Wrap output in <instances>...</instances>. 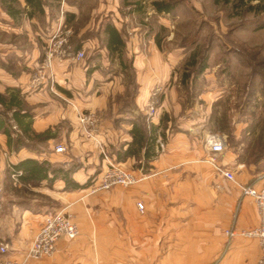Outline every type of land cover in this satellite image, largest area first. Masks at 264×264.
<instances>
[{"label":"crops","instance_id":"1","mask_svg":"<svg viewBox=\"0 0 264 264\" xmlns=\"http://www.w3.org/2000/svg\"><path fill=\"white\" fill-rule=\"evenodd\" d=\"M0 13L8 17L1 6ZM60 24L64 25L59 22L47 27L41 40L47 42ZM114 28L120 32L118 27ZM100 38L105 40L103 31ZM100 40L95 42L99 44ZM87 45L84 41L74 51L85 52ZM99 50V57L119 55L110 54L105 41ZM137 60L132 61L137 89L132 101L135 110L124 116L120 111L123 105L109 98L110 91L113 95L121 91L117 74H108L104 69L98 73L94 65L90 67L83 59L54 65L53 90L43 88L28 92L29 81L20 89L13 78L12 81L4 76L7 87L0 95H5L8 88L20 89L21 98L25 94V103L33 106L32 110H25L32 116L31 130L36 134L51 130L54 139L45 142L46 148L37 156V151L30 152L26 148L10 150L6 136L0 133L1 155H8L7 163L0 157V181L10 167L25 159L64 168L77 165L72 178L79 185L98 175L108 161L117 163L116 153L122 154L131 142L129 131L134 123L133 116H144L150 90L156 80L164 78V73L158 72L154 79L149 69H140ZM39 102L41 104L36 105ZM179 108L177 101L165 99L158 107L157 117L162 113L178 114ZM90 112L103 117L97 132L88 137L81 129L78 115ZM182 118L184 121L178 123L179 131L166 137L164 151L148 164L150 176L130 188L115 187L91 195L86 189L64 191L61 180L52 185L43 181L32 188L41 199L30 202L9 199L7 208L4 205L6 196L0 193V208L2 204L12 215L0 214V241L8 245L9 256L21 259L45 215L59 212L72 216L79 229L78 236L74 240H59L52 257L26 264H155L151 255L148 256L150 260H146V253L167 250L171 254L157 258L156 264H256L260 255L257 241L241 237L239 233L257 226L258 214L253 202L240 196L239 187L258 186L264 182V161L246 165V150L237 152L243 145L240 141L243 133L233 132L235 142L240 143L234 152L221 156L219 162L233 172L234 182L224 180L207 161V150L203 146L207 128ZM55 128L59 132L54 131ZM59 145H65L67 151L54 153V147ZM86 154L91 156L88 161L84 160ZM97 155L102 156L100 161ZM138 159L142 160V151ZM135 160L129 157L118 164L128 168ZM92 162L95 165H88ZM133 172L140 176L138 170ZM138 203L142 210L137 208ZM228 230H233L236 236L228 238L225 235Z\"/></svg>","mask_w":264,"mask_h":264},{"label":"rangeland","instance_id":"2","mask_svg":"<svg viewBox=\"0 0 264 264\" xmlns=\"http://www.w3.org/2000/svg\"><path fill=\"white\" fill-rule=\"evenodd\" d=\"M41 1L42 12L32 18H28L30 10L25 8L23 0H17V7L23 11L18 20L13 21L0 13V93L7 87L4 76L13 78L17 87L24 89L43 57L46 42L41 40V35L50 25L63 22L66 28L72 30L75 39L88 43L83 60L90 67L94 65L98 73L104 69L108 74L119 77L117 85L121 91L115 95L110 91L109 98L123 105L120 107L123 116L135 110L132 101L137 89L132 61L138 59L140 69H149L154 79L158 72L164 73V78L159 79L160 82L156 80L150 90L148 100L153 88L158 85L162 89L159 106L165 99L177 101L179 115L162 113L157 117V112L151 122L145 113L144 116H133L134 122L141 120L145 124L146 132L157 125L158 137L164 148L166 137L179 131L178 123L184 121L182 116L207 128V136L222 137L226 150L219 158L236 150L231 143L236 141L233 132L243 133L240 134L243 135L240 140L243 145L237 148L238 153H244L251 140L264 136V14L255 15L234 8V0H228V3L224 0H164L176 4L174 11L167 15H157L151 9L149 2L156 0H147L142 13H132L133 8L124 6L122 0ZM105 25L119 28L124 41L122 56L99 57V49L104 46L100 32ZM81 31L84 33L78 36ZM98 38L101 39L99 44L95 42ZM203 65L206 70L200 73ZM22 96L23 108L32 110L33 106L24 101L26 95ZM96 114L100 125L103 116ZM6 118L10 119V113L6 114ZM9 122L12 128L11 120ZM54 131L59 132L56 128ZM50 132L52 134L53 131ZM15 135L12 134L14 138ZM25 145H32L26 149L37 151V156H40L42 148H46L45 143L32 144L27 140ZM63 148L61 153L67 151L65 145ZM163 151L155 152L160 154ZM53 152L56 153L55 147ZM0 157L7 163V154L2 156L0 152ZM90 157L86 154L84 160L88 161ZM97 157L98 161L102 159V156ZM119 166L131 172L146 170L138 157L128 168ZM32 188L20 184L7 172L0 181V193L6 196L5 207L9 199L29 202L41 199L42 196ZM5 207L1 204L0 214L8 212L12 217L11 211ZM1 244L7 245L3 241H0ZM170 254L168 250L146 253V260L149 261L148 256L151 255L156 264L157 258Z\"/></svg>","mask_w":264,"mask_h":264},{"label":"built area","instance_id":"3","mask_svg":"<svg viewBox=\"0 0 264 264\" xmlns=\"http://www.w3.org/2000/svg\"><path fill=\"white\" fill-rule=\"evenodd\" d=\"M72 32L63 24L58 25L46 42L42 60L37 66L34 74L31 76L27 85V90L35 92L43 88H54V65L65 60L80 61L84 57L83 51H74L71 45ZM162 89L156 85L144 106V113L148 121H152L158 112L160 95ZM99 116L96 113H81L78 115V122L83 133L88 137L93 136L99 128ZM12 122V120H11ZM12 128L15 130V124L12 122ZM205 147L207 150V161L213 166L215 172L224 180L234 182V174L219 162V156L225 150V143L219 135H208L205 138ZM164 145L158 137L155 141V151H163ZM63 146L55 147L56 153L63 152ZM11 177L17 180L20 172H14L10 167ZM150 175L140 171V176L134 172L122 169L118 164L108 161L100 173L91 179L90 185L86 191L93 195L112 188L122 189L130 188L140 179ZM240 196L251 199L256 207L258 214L257 226L243 230L239 233L241 237L257 241L260 255L256 264H264V182L258 186L242 185L239 187ZM137 208L142 210V205L137 204ZM79 234L77 224L69 214L51 212L45 215L43 222L34 237L30 246L23 253L21 259H15L9 256L7 245H0V264H26L27 261H37L52 257L56 252V246L59 240H74ZM228 238L236 236L233 230L225 231Z\"/></svg>","mask_w":264,"mask_h":264},{"label":"trees","instance_id":"4","mask_svg":"<svg viewBox=\"0 0 264 264\" xmlns=\"http://www.w3.org/2000/svg\"><path fill=\"white\" fill-rule=\"evenodd\" d=\"M146 1L147 0H122V4L124 6H131L133 8L132 13H142L144 11ZM234 1L236 2V7L234 8L240 10L244 9V11L251 12L255 15L264 14V0ZM23 2L25 8L30 10V12L27 13L28 18H32L35 14L42 12L41 0H23ZM224 2L228 3V0H224ZM149 5L157 15L170 14L176 7L175 3L164 0L150 1ZM0 6L6 15L13 21L18 20L23 14V11L17 7V0H0ZM103 33L105 35V47L109 53H117L120 55L124 47V41L121 33L118 32L113 25H105ZM82 42V40L75 39L73 36L71 38L73 50L80 48ZM205 70L206 66L203 65L200 69V73ZM0 107L3 108L0 111V133L6 136V144L10 150L18 151L21 148H30L32 145L26 146V140L32 144H41L54 139V135L51 134L50 130L40 134H36L31 130L32 116L23 108V102L19 89L8 88L5 95H0ZM7 113H10V119H8L9 117L6 118ZM164 118H166V116H164ZM9 120H12L15 124L16 129L13 130V132L11 131L12 128ZM138 121L133 123V126L129 131L131 136L130 144L122 152V154H120V152L116 153L115 161L117 162L116 164H118L122 163L129 157L137 158L139 153L142 151L141 161L145 164L144 167L147 170L149 169L148 164L157 156L155 152V141L158 138V127L152 126L149 128V131L146 132L145 124L141 120L142 124ZM12 134H16V137L14 138ZM162 135L164 137V134ZM228 138L231 140L233 137L230 136ZM231 143H233V147H237L240 142L237 141ZM261 161H264V136H259L254 141L251 140V142L247 143L246 146L245 164L248 166L256 165ZM77 169V165L64 168L33 159H25L12 166V170L14 172H20V176L17 177V181L22 185L35 187L40 185L43 181H46L48 185H52L56 180H61L64 183V191L86 189L90 185L91 179L97 176L94 175L90 177L85 184L79 185L72 178L73 173ZM146 170H144L143 173H148Z\"/></svg>","mask_w":264,"mask_h":264}]
</instances>
